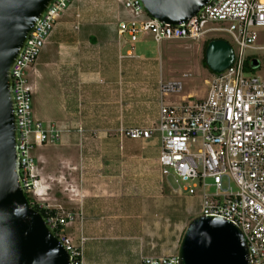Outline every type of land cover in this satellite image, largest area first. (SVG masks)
Segmentation results:
<instances>
[{
    "label": "built area",
    "instance_id": "obj_1",
    "mask_svg": "<svg viewBox=\"0 0 264 264\" xmlns=\"http://www.w3.org/2000/svg\"><path fill=\"white\" fill-rule=\"evenodd\" d=\"M118 35L131 42L150 31L155 41L194 39L221 31L233 50L231 63L205 79L203 96L166 99L182 89L179 79H157V111L144 122L120 129V137L157 140L160 180L198 199L197 214L216 215L236 224L248 248L249 264H264V0H207L190 18L176 24L153 18L141 0H115ZM85 0H51L33 25L10 67L16 126L18 172L31 203L44 210L46 224L70 254L69 264H83L82 248L73 244L66 226L77 212L50 202L48 184L38 168L34 147L60 139L62 129L33 114L37 60L59 22L73 9L71 28L82 24ZM221 25H207V22ZM253 59L257 63L253 64ZM249 63V66L247 65ZM172 176L176 188L169 181ZM140 264H178L175 253L141 255Z\"/></svg>",
    "mask_w": 264,
    "mask_h": 264
},
{
    "label": "crops",
    "instance_id": "obj_2",
    "mask_svg": "<svg viewBox=\"0 0 264 264\" xmlns=\"http://www.w3.org/2000/svg\"><path fill=\"white\" fill-rule=\"evenodd\" d=\"M85 9L83 6L82 24L86 21ZM123 14L122 9L118 10L113 14V20L115 21V16L120 17ZM61 20L64 21L63 16L59 18V22ZM100 23L93 26L94 31L88 33V41L95 40L96 36L107 40L111 38L113 42L108 41L106 45L114 50L116 56H107L106 59L102 57L101 63L86 62V64L94 66L93 69L84 67L80 57V59L71 57L65 59L62 75L61 112L58 110L59 115L54 117L51 110L47 109V114L44 115L45 120L46 122H55L62 129L63 138L77 139L80 144L84 142V144L118 145L120 140L122 154L125 157L132 158L140 164L145 162L149 167L157 156V148H155L157 140H150L145 145L147 146L152 141L155 148L153 153L128 151L126 148L123 149L127 137L89 138L83 136V130L121 129L142 123L157 111V79L160 76L166 80L179 79L182 82L181 91L184 88V80L179 77V74L166 77L160 55L158 58L141 57L135 55L130 49L122 53L123 43L120 39L122 34H117L114 22L102 21ZM82 24L80 28L83 26ZM86 26L84 25L83 28L85 31H89L85 28ZM128 41L133 47V42ZM42 63L37 62V64ZM136 66H140V69H137ZM37 69L39 74V68L37 67ZM136 83L143 86L150 85L149 90L146 91L142 90L140 86L138 87L141 92L138 93L137 113L134 109L136 106L134 99ZM111 85L115 87L114 92L108 88ZM37 88L38 81L35 93ZM189 90L180 95V99L187 94L196 96ZM166 99L171 101L168 97ZM48 102L50 103V100ZM33 114L41 119L37 112H33ZM135 141L141 148L145 147L140 145L139 140ZM37 157L39 160L41 156L38 154ZM80 160L83 161L82 155H80ZM147 167L145 168L147 171L142 170L141 175L146 179L145 189L149 192L148 190L154 188L153 186H161V180L159 172L156 173L152 169V173ZM71 168L60 175L66 184L61 188L55 187L56 191H53V187L47 182V195L50 202L61 203L66 209L77 212L76 219L66 226V232L73 244L81 246L83 264H140L141 255H155L151 253L142 237L143 197H145L143 191L138 189L135 191L136 194L134 192L129 196L123 194L125 192L120 185V177L126 178V172L122 170L121 174H115L102 168L97 173L91 174L87 170L80 172L77 169L74 170V166ZM40 174L43 176L41 172ZM53 178L59 179V176H53ZM60 192L61 196L56 195ZM161 194L163 195V193ZM145 198L147 199V196ZM147 201L149 202L150 199ZM160 202L161 198H159Z\"/></svg>",
    "mask_w": 264,
    "mask_h": 264
},
{
    "label": "rangeland",
    "instance_id": "obj_3",
    "mask_svg": "<svg viewBox=\"0 0 264 264\" xmlns=\"http://www.w3.org/2000/svg\"><path fill=\"white\" fill-rule=\"evenodd\" d=\"M85 3L86 21L82 25H87L85 28L89 29V31H85L83 26L76 31L71 28L70 21L73 19L75 11L70 9L68 14L63 15L64 21L61 20L56 24L48 43L39 54L37 62L42 63L45 61L46 63L37 64L39 68V74L36 77L38 88L32 98V108L33 112H37L43 121H46L44 115L47 114V109L51 110L54 117L59 115V111L61 112L62 75L65 59L69 57L81 58V63L84 64V67H92L93 69L94 66L88 65L86 62L101 63L102 57L106 59L107 56H116L114 50L110 49L109 45H106L108 41L113 42L111 38L107 40L96 36L95 40L88 41V33L94 31L93 26L101 24L100 22L102 21H114L113 14L122 9L121 4L115 0H85ZM82 16L84 18V13ZM207 25L217 26L221 24L210 21L207 22ZM223 34L221 31H213L207 32L199 38L164 39L157 43L152 33L146 31L138 34V40L133 42L132 47L128 41L129 37L126 33H123L120 36L123 43L121 52L125 53L127 49H130L135 55L141 57L158 58L160 55L163 72L166 77L179 74V77L184 80V88L181 92L167 96L168 99L177 101L180 99V95L189 89V92L196 96L204 95L206 90L205 78L210 76V69L203 63L204 49L202 44L205 39L219 37ZM259 37L264 43V27L259 29ZM103 52L106 54H103ZM109 52L110 54H108ZM139 67L136 66L137 69H140ZM136 73L138 72L136 71ZM261 73L264 74V71H261ZM139 86L144 91L150 88V85L143 86L136 83L134 90L136 104L134 109L136 113L139 102L138 93L141 92L138 90ZM108 88L109 90L111 88V92L115 91V87L112 85ZM49 100L50 103L48 102ZM83 134V136H88L89 138L101 136L120 137V129L83 130ZM123 138L125 137L123 136ZM116 140L118 141V139ZM139 143L141 146L146 145V142L139 141ZM158 144L159 142H156L155 148H157ZM124 145L123 149L126 148L128 151L153 153L155 149L152 141L144 148H141L136 144L135 140L125 138ZM32 153L34 156L38 154L41 156L37 161L38 168L45 178V182H48L53 187V191H56L55 187L61 188L66 184L64 178L60 175L66 170H71L72 166H74V170L77 169L79 172L87 170L91 174L97 173L102 168H106L111 171L110 173L115 174H121V171L124 170L127 174L126 178L120 177V185H122L125 192L123 194L129 196V194H133L139 189L143 191V196H147V199H150L148 202L143 197L144 222L142 225V237L152 254L175 253L188 221L200 210L196 197L182 194L179 190L172 189L167 183L163 184L161 182V186H153L154 188L147 192L145 189L146 179L141 175L142 170L147 171L145 170L147 163L141 162L140 164V162H136L132 158L125 157L122 154L120 140L118 145L84 144V142L80 144L77 139L63 138L61 131L59 140L43 144L40 147H34ZM80 155L83 156V161L80 160ZM151 164H149L151 165L149 166L150 168L147 167V169L150 172L152 171V173V169L156 173L159 172L155 161H152ZM53 176H59V179L53 178ZM169 181L176 188L171 175L169 176ZM56 195L61 196V192L56 193ZM159 198H161L160 203Z\"/></svg>",
    "mask_w": 264,
    "mask_h": 264
},
{
    "label": "water",
    "instance_id": "obj_4",
    "mask_svg": "<svg viewBox=\"0 0 264 264\" xmlns=\"http://www.w3.org/2000/svg\"><path fill=\"white\" fill-rule=\"evenodd\" d=\"M51 0H0V264H69L70 254L26 195L19 180L10 67ZM163 23L192 17L207 0H141ZM204 57L213 72L233 59L222 37L208 40ZM257 60L253 59L255 65ZM178 264H249L240 228L216 215L193 216L182 233Z\"/></svg>",
    "mask_w": 264,
    "mask_h": 264
},
{
    "label": "trees",
    "instance_id": "obj_5",
    "mask_svg": "<svg viewBox=\"0 0 264 264\" xmlns=\"http://www.w3.org/2000/svg\"><path fill=\"white\" fill-rule=\"evenodd\" d=\"M208 40H209V39H205V40L203 41V49H204V50H205V47H206V44H207ZM203 63H204L205 66H207V64H206V62H205V57H203ZM247 65L249 66V63H247ZM208 68H209V67H208ZM209 69H210V68H209ZM210 72H213V71L210 69ZM28 199H29L30 202H31V198L29 197V195H28ZM32 205H33L36 209L40 210V211L42 212V214H44V210H43V209L39 208V207H38L36 204H34V203H32Z\"/></svg>",
    "mask_w": 264,
    "mask_h": 264
}]
</instances>
